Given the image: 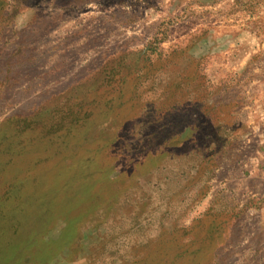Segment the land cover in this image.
Returning a JSON list of instances; mask_svg holds the SVG:
<instances>
[{
    "label": "rangeland",
    "instance_id": "obj_1",
    "mask_svg": "<svg viewBox=\"0 0 264 264\" xmlns=\"http://www.w3.org/2000/svg\"><path fill=\"white\" fill-rule=\"evenodd\" d=\"M166 246L264 264V0H0V264Z\"/></svg>",
    "mask_w": 264,
    "mask_h": 264
},
{
    "label": "crops",
    "instance_id": "obj_2",
    "mask_svg": "<svg viewBox=\"0 0 264 264\" xmlns=\"http://www.w3.org/2000/svg\"><path fill=\"white\" fill-rule=\"evenodd\" d=\"M249 38V37H248ZM248 55H251V53H247ZM247 57L246 59H244L240 65H238L237 70H242L244 68V66L246 65V61H247ZM231 120H233L235 117H238L239 112H231ZM234 115H236L235 117H233ZM234 128V127H233ZM166 243H170L172 246V248H174V241L170 242V241H166ZM177 246H185V245H177ZM167 247V246H166ZM170 253L172 255H170ZM146 256V255H145ZM98 257V256H97ZM110 258V261H106V259ZM82 258V257H81ZM83 258L85 259L86 264H179L180 262H184V258L182 256H175L173 254V250H169V247H167V253L166 255H154V256H146V257H139L137 254L136 256L133 257H116L112 258V256H101L99 258V262H97L96 258L94 257H85L83 256ZM87 259V261H86Z\"/></svg>",
    "mask_w": 264,
    "mask_h": 264
}]
</instances>
